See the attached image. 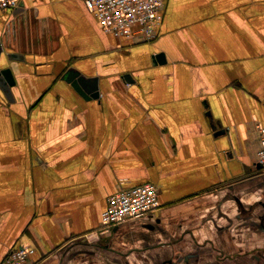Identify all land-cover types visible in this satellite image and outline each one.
<instances>
[{"label":"crops","instance_id":"1","mask_svg":"<svg viewBox=\"0 0 264 264\" xmlns=\"http://www.w3.org/2000/svg\"><path fill=\"white\" fill-rule=\"evenodd\" d=\"M263 126L264 0H166L152 41L81 0H20L0 11V263L18 245L34 264H206L231 239L244 263L247 238L261 255ZM120 180L159 208L85 247Z\"/></svg>","mask_w":264,"mask_h":264},{"label":"built area","instance_id":"2","mask_svg":"<svg viewBox=\"0 0 264 264\" xmlns=\"http://www.w3.org/2000/svg\"><path fill=\"white\" fill-rule=\"evenodd\" d=\"M103 32L115 38H136L152 41L163 21L166 0H81ZM20 0H0V11L17 9ZM257 165L264 170V126L259 130ZM117 191L107 199L97 230L85 235L89 244L108 236L112 229L131 220L152 217L159 208L158 190L152 183L123 186L120 180ZM35 250L18 245L9 250L0 264H34Z\"/></svg>","mask_w":264,"mask_h":264},{"label":"rangeland","instance_id":"3","mask_svg":"<svg viewBox=\"0 0 264 264\" xmlns=\"http://www.w3.org/2000/svg\"><path fill=\"white\" fill-rule=\"evenodd\" d=\"M102 239H104V238H101L97 243L100 244V242H101ZM234 240H236V239H231L230 240V247L228 246L227 251H225V250L222 249V248H224V245H221L220 242H217L215 240V242L213 243V247H212V248H214V252L215 253H214V255H212V257L211 256L205 257V258H209L205 263L206 264H217L215 262L221 261L220 262L221 264H233V263H236V264L237 263L238 264H254V263L255 264H258V262H256V261L259 258V256H261L263 258L262 260H260L261 261V264H264V239L263 238L260 239L261 243L260 244L258 243V246L263 248L262 251H260L261 252V255L257 253L258 251L255 252V250L253 249L254 247L253 248L250 247V246H253L254 245L253 240L252 239H249V238L246 239V241H245V244H246L245 252H246V254H245L244 263H242L241 261L240 262H237L235 260V254L233 253V251H234V243H235ZM258 240L259 239H257V241ZM84 243H85V247L86 246L94 245V244H89L86 241ZM225 246H227V245H225ZM212 248H210V246L208 248H203L201 250V252L203 254H201V255L207 256L206 254ZM85 249H86L85 252H88V250H87L88 248H85ZM85 256L88 258L90 255L88 253H86ZM190 256L191 255H187L188 258H190ZM182 258H183V256H182ZM103 261L107 262L108 260L103 259Z\"/></svg>","mask_w":264,"mask_h":264},{"label":"water","instance_id":"4","mask_svg":"<svg viewBox=\"0 0 264 264\" xmlns=\"http://www.w3.org/2000/svg\"><path fill=\"white\" fill-rule=\"evenodd\" d=\"M19 6H20V5H19ZM72 86H73L75 89L79 90L78 87H77V85H76V83H73ZM82 96H84V95H82ZM84 98H85V97H84ZM217 134H223V132H222V131H218Z\"/></svg>","mask_w":264,"mask_h":264}]
</instances>
